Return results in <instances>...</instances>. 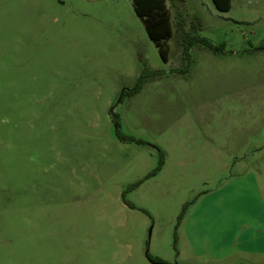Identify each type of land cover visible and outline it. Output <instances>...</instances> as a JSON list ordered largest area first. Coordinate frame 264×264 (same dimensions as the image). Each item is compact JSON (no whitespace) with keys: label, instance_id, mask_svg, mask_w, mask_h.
Here are the masks:
<instances>
[{"label":"rangeland","instance_id":"rangeland-1","mask_svg":"<svg viewBox=\"0 0 264 264\" xmlns=\"http://www.w3.org/2000/svg\"><path fill=\"white\" fill-rule=\"evenodd\" d=\"M132 1L0 0V264H264V0Z\"/></svg>","mask_w":264,"mask_h":264},{"label":"trees","instance_id":"trees-1","mask_svg":"<svg viewBox=\"0 0 264 264\" xmlns=\"http://www.w3.org/2000/svg\"><path fill=\"white\" fill-rule=\"evenodd\" d=\"M212 3L218 12H228L231 7V0H212ZM132 4L134 14L141 21L149 40L154 44L161 60L167 63L168 47L166 45V40L172 36V25L166 0H133ZM193 40V43L201 44L209 49L211 48V45L205 39L194 38ZM157 75H160L159 71L145 69L140 77L137 90H139L140 84H142L145 79ZM147 259L154 264H163V262L158 259H151L148 256Z\"/></svg>","mask_w":264,"mask_h":264},{"label":"crops","instance_id":"crops-1","mask_svg":"<svg viewBox=\"0 0 264 264\" xmlns=\"http://www.w3.org/2000/svg\"><path fill=\"white\" fill-rule=\"evenodd\" d=\"M260 234H261V231L257 230L253 233L252 236L247 237L246 240L245 239L243 240L244 242L252 243L255 246V252L262 251L261 250V247H262L261 242H264V236H262ZM202 235H204L203 238H206L205 232H202ZM233 235H234L233 228L229 229V226H226V227L222 228L221 231L218 233L217 239H219V243L221 245H226V244L232 245V242H234ZM243 237H244V235L239 236V238H237L238 239L237 242L239 240H241ZM229 238L232 239L230 244H228Z\"/></svg>","mask_w":264,"mask_h":264}]
</instances>
